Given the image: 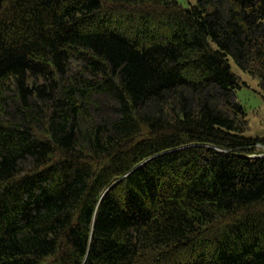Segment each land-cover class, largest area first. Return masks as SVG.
Segmentation results:
<instances>
[{
  "label": "trees",
  "instance_id": "obj_1",
  "mask_svg": "<svg viewBox=\"0 0 264 264\" xmlns=\"http://www.w3.org/2000/svg\"><path fill=\"white\" fill-rule=\"evenodd\" d=\"M230 57L264 0H0V264H264Z\"/></svg>",
  "mask_w": 264,
  "mask_h": 264
},
{
  "label": "rangeland",
  "instance_id": "obj_2",
  "mask_svg": "<svg viewBox=\"0 0 264 264\" xmlns=\"http://www.w3.org/2000/svg\"><path fill=\"white\" fill-rule=\"evenodd\" d=\"M178 2L188 8L196 4L198 0H178ZM230 64L232 71L239 76L242 85L236 90V98L247 111L249 127L246 135L253 138H264V96L259 81L242 71L231 57Z\"/></svg>",
  "mask_w": 264,
  "mask_h": 264
}]
</instances>
